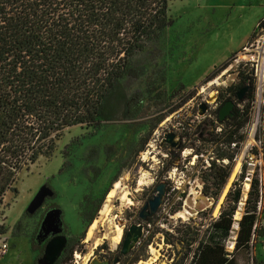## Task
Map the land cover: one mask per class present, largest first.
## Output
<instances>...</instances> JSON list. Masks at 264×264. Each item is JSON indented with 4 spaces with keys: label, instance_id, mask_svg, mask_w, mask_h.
<instances>
[{
    "label": "rangeland",
    "instance_id": "374dc122",
    "mask_svg": "<svg viewBox=\"0 0 264 264\" xmlns=\"http://www.w3.org/2000/svg\"><path fill=\"white\" fill-rule=\"evenodd\" d=\"M167 17L172 24L164 40L152 55L140 58L148 65L147 75L131 85L137 103L143 100L137 115L121 116L99 130L85 125L68 128L52 156L40 157L18 174L16 190L6 194L0 208V224L8 230L0 241V264H54L72 238L82 239L72 264H108V259L119 258L124 236L136 224L144 225L143 237L131 256L113 264H171L182 258L190 264L194 251L187 258L182 244H167L164 232L177 236L175 229L185 233L183 224L190 223L191 239L197 232L201 239L243 169L244 198L252 174L264 173V59L260 58L264 28L252 37L264 19V0H169ZM254 60V65L262 62L261 74L251 65ZM247 67L258 74L254 104L244 138L234 149L232 175L214 205L202 193L201 177L209 156L217 155L215 145L208 143L211 136L204 122L214 115L217 92L232 84L237 70ZM206 103L212 109L204 114L200 106ZM253 149L259 154H251ZM160 184L165 185L162 204L143 221L140 213ZM101 200L93 221L96 228L89 234L93 223L85 222L84 215L94 212ZM175 208L179 211L171 215ZM242 211L237 212L226 243L230 252ZM260 224L264 226V208ZM117 227L123 234L114 247ZM104 243L107 248L97 254ZM258 247L261 261L264 250L262 244ZM136 254L141 259L132 263Z\"/></svg>",
    "mask_w": 264,
    "mask_h": 264
},
{
    "label": "trees",
    "instance_id": "16d2710c",
    "mask_svg": "<svg viewBox=\"0 0 264 264\" xmlns=\"http://www.w3.org/2000/svg\"><path fill=\"white\" fill-rule=\"evenodd\" d=\"M168 3L169 0H0V208L6 194L16 190L18 174L40 157L52 156L65 130L80 125L99 130L121 116L137 115L143 100L137 103L138 96L131 85L147 75L148 65L140 58L152 55L172 24L167 17ZM258 28H264V19L252 37ZM240 73L242 85H251L252 70L247 67ZM234 89L230 87L223 93L233 96ZM250 108L248 104L224 121L216 117L204 122L211 136L208 143L215 145L217 155L209 156V166L201 177L202 193L214 205L232 175L234 149L244 138L242 131ZM162 121L163 116L152 131ZM251 154L259 152L253 149ZM171 167L167 166L166 171ZM246 177L243 169L218 218L201 239L200 232L191 239L192 225L187 223L183 224L185 233L180 229H175L177 236L164 232L167 244H182L187 258L194 251L190 264H257L253 251L259 244L264 246V226L260 224L264 173L257 170L252 174L244 198L240 184ZM103 201L94 212L84 215L85 222L93 223ZM240 209L242 216L230 252L226 243ZM178 211L173 209L171 215ZM7 233L6 226L0 224V241ZM79 240L82 239L67 240L54 264H72ZM104 248L106 243L96 253ZM131 255L132 251L123 259ZM140 259L141 254H136L131 262ZM171 264L186 261L182 258Z\"/></svg>",
    "mask_w": 264,
    "mask_h": 264
},
{
    "label": "flooded vegetation",
    "instance_id": "af4514ba",
    "mask_svg": "<svg viewBox=\"0 0 264 264\" xmlns=\"http://www.w3.org/2000/svg\"><path fill=\"white\" fill-rule=\"evenodd\" d=\"M223 71V66L221 69L217 71L219 74L220 71ZM221 71V72H222ZM216 73V74H217ZM242 75L239 70H237L235 78L232 80V84H230L226 89L230 87H234L235 89L233 90V96L230 94H225L223 93V90H220L217 92V95L213 103L215 102L214 108V114L215 118L219 121H224L227 118L233 117L235 112L238 111V109L246 107L248 104L253 105L254 104V89H255V78H253V82L251 85H242ZM254 77V76H253ZM253 98L251 101L250 98ZM253 108V106H251ZM250 108V110H251ZM200 109L204 111L205 113H208L212 108L209 106V104H202L200 106ZM251 111L249 112L250 116ZM213 119V117H211ZM166 171V168H165ZM168 171V170H167ZM53 193V192H52ZM149 203V201L147 202ZM146 203V204H147ZM149 210V209H148ZM129 231V230H128ZM133 251V250H132ZM98 254V253H97ZM122 257V258H121ZM125 256L119 255L118 259H123ZM108 259L109 264H113L114 260Z\"/></svg>",
    "mask_w": 264,
    "mask_h": 264
},
{
    "label": "water",
    "instance_id": "95a60500",
    "mask_svg": "<svg viewBox=\"0 0 264 264\" xmlns=\"http://www.w3.org/2000/svg\"><path fill=\"white\" fill-rule=\"evenodd\" d=\"M156 191L157 194L154 196L152 200L149 201V203L145 204V206L143 207L140 213V218L143 221H147V216L151 217L152 215H154L157 212L159 206L162 204L163 197L165 195V185L164 184L158 185ZM143 232H144L143 224H136L130 227L129 231L125 234L121 245L122 256H127L135 248V246L139 243L140 239L143 237ZM64 246L65 244L63 245L62 250ZM62 250L59 252V255L61 254ZM118 261L119 259H115L114 263H117Z\"/></svg>",
    "mask_w": 264,
    "mask_h": 264
},
{
    "label": "bare ground",
    "instance_id": "6f19581e",
    "mask_svg": "<svg viewBox=\"0 0 264 264\" xmlns=\"http://www.w3.org/2000/svg\"><path fill=\"white\" fill-rule=\"evenodd\" d=\"M263 76H264V68H263V74H262V77H263ZM119 185H120L119 182L116 183V185H115V189H113V190L109 193L108 198H107L108 201L114 197V195H115V193H116V190L118 189ZM246 189H247V190L249 189V184H246ZM124 197H125V196H124ZM95 228H96V222H94L93 225L91 226V230H90V233H89V234H91L92 231H93ZM116 233H117V236L114 237V238L112 239V242H113L114 247H115V246L117 247V245L120 243V239L122 238L123 230H122L120 227H117V229H116ZM231 246H232V245H231ZM232 247H233V246H232Z\"/></svg>",
    "mask_w": 264,
    "mask_h": 264
},
{
    "label": "built area",
    "instance_id": "2783aa9c",
    "mask_svg": "<svg viewBox=\"0 0 264 264\" xmlns=\"http://www.w3.org/2000/svg\"><path fill=\"white\" fill-rule=\"evenodd\" d=\"M245 50H247L246 48H245ZM262 55L264 56V51L262 52ZM262 55H260V58H261V60L263 61V59H264V57L262 58ZM259 61H260V59H259ZM254 62H255V60L252 62V66H254V67H256L257 68V72L259 73L260 72V74H261V70H262V62L260 63V64H258L259 62H257L256 63V65H254ZM255 75V77L257 78V73L256 74H253V76ZM255 78V79H256ZM263 249H264V247H263Z\"/></svg>",
    "mask_w": 264,
    "mask_h": 264
},
{
    "label": "crops",
    "instance_id": "0c3cea01",
    "mask_svg": "<svg viewBox=\"0 0 264 264\" xmlns=\"http://www.w3.org/2000/svg\"><path fill=\"white\" fill-rule=\"evenodd\" d=\"M264 243V242H263ZM259 245H257L256 247H255V254H254V256H255V258H256V263L257 264H264V259L263 260H261V261H259L258 259H260V257H259V250H258V247ZM264 246H262V248H263ZM264 250V249H263Z\"/></svg>",
    "mask_w": 264,
    "mask_h": 264
}]
</instances>
